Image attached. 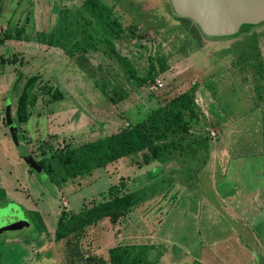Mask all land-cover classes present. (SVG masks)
<instances>
[{"label":"rangeland","instance_id":"374dc122","mask_svg":"<svg viewBox=\"0 0 264 264\" xmlns=\"http://www.w3.org/2000/svg\"><path fill=\"white\" fill-rule=\"evenodd\" d=\"M93 2L99 8L91 7ZM175 15L168 0H0V37L7 28L23 29L28 37L0 44V209H10L0 214V264H78L76 258L69 262L65 240L55 238L58 217L103 200L114 186L142 191L145 199L117 228L108 218L86 227L78 239L84 257L93 253L107 258L111 246L134 243L146 244L152 261L168 233L174 232L176 241L186 240L190 228L181 227L182 221H200L203 238L207 230L225 238L224 225L234 213L221 200L226 193L223 180L209 184L206 172L221 176L231 159L233 165L243 164L232 171L264 168V23L232 38L200 41L192 23ZM39 32L52 33L61 44L39 40ZM115 54L128 59L140 77L148 75L153 61L154 80L137 83ZM157 55L166 61L164 72L158 71ZM20 72L23 79L15 84ZM31 75L37 76L32 89L36 100L28 106V120L19 123L18 147L5 123L6 100L10 98L16 119L22 84ZM197 85L203 88V98L211 96L224 111L227 107V118L208 123L196 104L200 119L191 133L207 137L208 144L194 159L183 155L144 164L135 153L61 184L53 183L40 167L38 160L55 151L134 124ZM114 91L123 95L115 103L109 99ZM181 144L199 147L189 140ZM210 150L216 151L217 161L209 168L202 160ZM214 187L219 196L213 195ZM206 189L218 211H211L214 205ZM168 190L176 196L162 206ZM259 190L255 201L264 205V188ZM30 210L40 214L45 231L35 230ZM251 216L264 220V211ZM22 219L21 228H12ZM207 221L219 224L206 229Z\"/></svg>","mask_w":264,"mask_h":264},{"label":"trees","instance_id":"16d2710c","mask_svg":"<svg viewBox=\"0 0 264 264\" xmlns=\"http://www.w3.org/2000/svg\"><path fill=\"white\" fill-rule=\"evenodd\" d=\"M91 7L99 8V5L97 2H93ZM175 16L180 20L191 22L196 38L204 41L198 27L191 20ZM116 27H119L118 24ZM250 28V25H241L239 33L235 36L249 32ZM23 32V29L7 28L3 36L0 37V44H3L7 39H27V35H22ZM37 36L39 40L50 45L61 44V41L55 39L52 33L39 32ZM117 36L120 35L117 34ZM110 47L113 51L112 43H110ZM115 56L122 61L129 76L134 78L137 83L145 84L154 80L152 76L153 61L149 64L148 75L140 77L128 59L126 60L118 54ZM258 62L262 68V60L259 59ZM157 63L159 72H164L167 69L163 56L157 55ZM22 79L23 74L20 72L17 74L15 84H18ZM36 79V75L28 76L22 84L17 100L16 119H14L18 126L19 123L28 120V106L35 103L36 97L32 89L36 84ZM195 88L196 86L191 87V89L173 96L165 104L152 109L145 118L134 124H128L114 133L85 142L77 147L59 149L50 157L38 160V163L40 167L44 168L53 183L61 184L70 178L104 167L113 161L135 153L141 154V161L144 164L152 161L164 163L183 155L187 156L188 160L194 159L199 151L206 150L208 144L207 137L191 133V126L196 125L200 119L198 106L195 102ZM122 96L121 93L114 91L109 99L115 103L121 100ZM185 140L197 143L198 149L195 150L189 147L190 145L182 146L181 142ZM206 158L202 160L203 164H205ZM3 197L0 195V199ZM144 199L145 195L142 191L114 186L106 191L103 200L85 206L76 213L61 214L55 227V238L65 240L70 256L69 262L72 263L76 258L78 264H152L148 257L149 249L146 244L119 243L113 245L108 249L107 258L93 253L84 257L78 244V239L86 227L104 218H108L112 226L116 227L123 217L131 209L141 204ZM29 215L35 230H46L37 211L30 210Z\"/></svg>","mask_w":264,"mask_h":264},{"label":"crops","instance_id":"0c3cea01","mask_svg":"<svg viewBox=\"0 0 264 264\" xmlns=\"http://www.w3.org/2000/svg\"><path fill=\"white\" fill-rule=\"evenodd\" d=\"M204 91L201 85H197L195 88V102L206 115L207 122H210V119L219 118L221 120H226L227 114L223 107H218L217 102L213 104V99L210 97L203 98ZM213 101H212V100ZM211 151V150H210ZM214 153L208 154L209 161L205 162L204 167H211L214 165L213 162H216L217 154ZM219 155V154H218ZM264 156V155H262ZM206 158V159H207ZM227 161V157H225ZM233 160H229L227 164V169L221 176L217 177V172L210 174V171H205L208 176V183L210 180H223L221 181L225 190L221 200L226 201L225 206L231 213H234V218L228 220L227 225H224V229L228 228L225 238L221 240L218 236H212L210 231H205L203 238L201 235V222L200 221H182L180 222L181 227L184 224H189L186 231V240L183 242L176 241L171 233H168L165 238H163V249L157 259L152 260V264H264V220L259 216L255 218L251 216L255 211H262L263 213V204H258L255 201V196L257 193L264 188V170L251 171H232L231 168L236 166H243L242 163L234 164ZM234 166L233 168H237ZM231 170L229 172V170ZM261 171V172H260ZM240 180L244 183V180H248L252 184H237L236 181ZM206 188H211L209 185ZM213 188V195L219 196L218 193ZM210 189H206V196L209 203H211V211H218L215 204L212 203L214 197L209 194ZM169 191V190H168ZM167 191V192H168ZM172 190L169 191V194H165L166 198L162 199L163 202L161 205H169L172 199L175 198L173 194H170ZM204 194V195H205ZM209 198V199H208ZM225 203V202H224ZM253 217L248 219V217ZM261 219V220H260ZM213 221H207L203 223V227L209 229L212 225L215 227ZM213 228V227H211ZM219 228V226L217 227ZM223 228V227H222ZM216 235L215 232H213ZM188 238V239H187Z\"/></svg>","mask_w":264,"mask_h":264},{"label":"water","instance_id":"95a60500","mask_svg":"<svg viewBox=\"0 0 264 264\" xmlns=\"http://www.w3.org/2000/svg\"><path fill=\"white\" fill-rule=\"evenodd\" d=\"M168 1L173 12L179 17L191 20L198 27L203 38L206 39L232 38L239 33L243 24L255 27L264 23V0ZM4 118L11 137L18 146V125L12 117L10 98L6 100ZM9 210V208H1L0 214L5 215ZM23 222L25 220L22 219V222H17L19 224L12 226V228H21L24 225Z\"/></svg>","mask_w":264,"mask_h":264},{"label":"built area","instance_id":"2783aa9c","mask_svg":"<svg viewBox=\"0 0 264 264\" xmlns=\"http://www.w3.org/2000/svg\"><path fill=\"white\" fill-rule=\"evenodd\" d=\"M157 82H158V85H162V83L160 81L157 80Z\"/></svg>","mask_w":264,"mask_h":264}]
</instances>
